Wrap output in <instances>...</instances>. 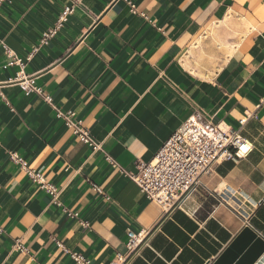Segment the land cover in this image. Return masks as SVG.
Returning <instances> with one entry per match:
<instances>
[{
	"label": "crops",
	"instance_id": "1",
	"mask_svg": "<svg viewBox=\"0 0 264 264\" xmlns=\"http://www.w3.org/2000/svg\"><path fill=\"white\" fill-rule=\"evenodd\" d=\"M67 7L66 22L41 44ZM26 79L74 112L102 152L80 143L40 96L25 94ZM195 116L239 130L253 149L215 165L179 209L164 212L104 160L135 172ZM10 151L58 190L54 200ZM244 228L264 241V0L0 5V264H74L56 241L91 264H110L126 253L127 230L148 233L128 264H216L233 256ZM15 240L28 252L13 251Z\"/></svg>",
	"mask_w": 264,
	"mask_h": 264
},
{
	"label": "built area",
	"instance_id": "2",
	"mask_svg": "<svg viewBox=\"0 0 264 264\" xmlns=\"http://www.w3.org/2000/svg\"><path fill=\"white\" fill-rule=\"evenodd\" d=\"M8 0H0V5ZM72 8H65L56 22L54 29L44 32L41 44L54 36L63 23L66 22ZM131 13L136 14L131 8ZM147 19L145 14H140ZM21 90L25 94L34 93L40 96L54 111L57 120L71 130L72 135L82 144L89 146L93 152H102L101 145L94 140L89 131L82 127L81 122L76 120L72 111L62 112L52 102L50 96L42 97V91L34 86L33 80L26 79L21 82ZM246 146L248 150L242 153ZM253 149L250 141L244 139L239 130L225 127L222 124L212 125L201 122L198 117H190L171 135L159 149L158 153L149 162L136 164V171L129 172L119 166L110 156L104 155V160L116 170L133 182L140 193L147 200L162 210L169 211L179 209L187 200L188 195L200 183V178L212 171L215 165L222 162H235L247 157ZM9 160L12 164L19 166L28 179L36 184L38 188L49 194L52 199L56 198L58 190L50 183H46L41 172L26 165L18 153L9 152ZM93 190L108 199L100 187L93 185ZM224 196V195H222ZM241 205H236L234 212L242 213ZM77 217V214H68ZM89 224L82 223V228H88ZM147 232L135 233L127 230L126 253L118 255L110 264H128L130 259L146 245ZM59 248L71 258L74 264H91L89 259L81 254L65 249L56 241ZM13 251L27 253V248L20 240H15Z\"/></svg>",
	"mask_w": 264,
	"mask_h": 264
},
{
	"label": "water",
	"instance_id": "3",
	"mask_svg": "<svg viewBox=\"0 0 264 264\" xmlns=\"http://www.w3.org/2000/svg\"><path fill=\"white\" fill-rule=\"evenodd\" d=\"M248 243L250 246L246 247ZM230 249L234 252L233 256L227 259L226 256L232 255V253L228 251L225 256L226 259L222 258L216 264H231L236 260H238L236 264H264V257L262 260L258 261L259 257L264 254V241L248 228L243 229L239 238H237ZM238 255H240V257H238Z\"/></svg>",
	"mask_w": 264,
	"mask_h": 264
},
{
	"label": "snow or ice",
	"instance_id": "4",
	"mask_svg": "<svg viewBox=\"0 0 264 264\" xmlns=\"http://www.w3.org/2000/svg\"><path fill=\"white\" fill-rule=\"evenodd\" d=\"M248 147H250V146H246L244 149H242V153L246 152L248 150Z\"/></svg>",
	"mask_w": 264,
	"mask_h": 264
}]
</instances>
